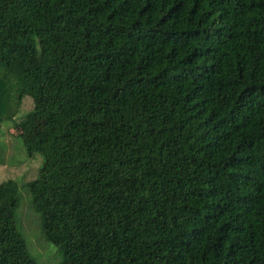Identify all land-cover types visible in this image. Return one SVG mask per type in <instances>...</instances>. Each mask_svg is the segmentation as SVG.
<instances>
[{"label": "trees", "instance_id": "16d2710c", "mask_svg": "<svg viewBox=\"0 0 264 264\" xmlns=\"http://www.w3.org/2000/svg\"><path fill=\"white\" fill-rule=\"evenodd\" d=\"M24 97L61 264H264V0H0V125Z\"/></svg>", "mask_w": 264, "mask_h": 264}, {"label": "rangeland", "instance_id": "374dc122", "mask_svg": "<svg viewBox=\"0 0 264 264\" xmlns=\"http://www.w3.org/2000/svg\"><path fill=\"white\" fill-rule=\"evenodd\" d=\"M31 108V100L24 97L13 116V124L4 122L0 125V183L12 181L15 184L17 206L14 219L35 264H61L60 254L41 233L40 218L27 191L28 183L35 179L41 166V159L36 155L27 157L19 138H30L43 129L40 120L23 121Z\"/></svg>", "mask_w": 264, "mask_h": 264}]
</instances>
